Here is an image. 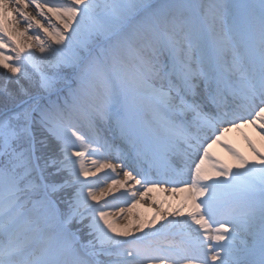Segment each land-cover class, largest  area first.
I'll use <instances>...</instances> for the list:
<instances>
[{
	"label": "snow or ice",
	"instance_id": "obj_1",
	"mask_svg": "<svg viewBox=\"0 0 264 264\" xmlns=\"http://www.w3.org/2000/svg\"><path fill=\"white\" fill-rule=\"evenodd\" d=\"M29 7L34 16L25 11ZM186 7L192 5L0 0V69L8 80L30 79L25 67H31L40 87L57 95L39 110L36 123L60 145L59 157H49L44 168L52 176L67 174L62 182H44L36 145L47 146V140L36 141L31 131L35 109L0 114V264H103L100 256L113 257L109 264H264V0L258 25H250L243 70L235 63L231 70L214 69L201 52L216 43L225 6L207 0L195 5L197 17L186 16ZM13 22L27 27L16 31ZM196 29L200 39L193 45L189 37ZM198 81L207 108L196 100ZM13 82L19 85V79ZM61 83L68 89L62 101ZM146 108L152 119L138 126L131 114ZM102 129L110 131L112 144ZM232 132L244 150L226 138ZM113 146L116 162L102 159ZM86 155L95 157L90 167ZM119 172L122 180L115 178ZM69 187L74 193L61 210L54 197ZM35 192H42L33 204L36 219L22 231L16 227L27 206L22 200ZM137 192L139 199L152 192L176 199L167 208L157 204L161 211L146 219L128 215L118 226L137 207ZM116 200L128 207L110 211ZM85 220L93 239L80 246L70 226ZM257 222L258 258L254 249L238 248L234 235L254 234ZM33 224L43 227L34 230ZM171 228L185 239H160Z\"/></svg>",
	"mask_w": 264,
	"mask_h": 264
},
{
	"label": "bare ground",
	"instance_id": "obj_2",
	"mask_svg": "<svg viewBox=\"0 0 264 264\" xmlns=\"http://www.w3.org/2000/svg\"><path fill=\"white\" fill-rule=\"evenodd\" d=\"M206 2L207 0H150V3L152 4L179 3L185 5H192V7H186L182 10L184 14L188 17H197L199 13V9L195 7V5ZM217 2L225 6L219 10L220 15L216 21V28L218 34L220 35H217L215 44H208L209 46H211L210 48L213 49L211 50L212 54L208 53L209 55H207V51L203 46L201 48V52L203 54L205 61L207 60L221 61L223 59L224 60L223 65L228 66L231 65L230 63L228 64V59H231V57L233 56L232 51L235 53L236 49L237 50L242 49V51L246 52V49H248L247 46L249 44L248 42L247 44H244L242 40L241 43L243 44V46H241L240 43L236 44L238 40L235 38L234 39L231 38L230 34L238 35L242 33L243 30L245 29H249L250 31V25L253 23V21H255L256 24L258 25L259 7L258 6L256 7L253 4L248 3L249 0L248 1L247 0H217ZM25 11L29 15L32 16L35 15V10L31 7L25 9ZM41 23H45V22L41 20ZM53 23H55V21H53ZM13 26L15 27L16 31H23V29L27 27V24L26 23L15 24V22H13ZM33 31L39 32V29H33ZM31 34H32L31 32L26 33L25 36L22 37L21 39L24 42H27V38ZM40 37L43 38V33H40ZM189 39L195 45L196 42L200 39L199 29L194 30L191 36L189 37ZM231 42L235 44L234 46L228 48L227 45H229ZM224 44H226L225 45L226 47H224ZM33 54L37 56L39 55L38 53L35 52ZM220 56H222V58H220ZM206 57H209L210 59L209 58L207 59ZM232 58L235 60L236 56H233ZM49 59H51V57ZM130 118L133 121H135L137 125L139 123L142 124L143 126L144 121H150L152 119V116L150 114V110L146 108L140 114L133 111ZM188 118L190 119V116ZM244 131L248 132V134L251 135L249 130L245 129ZM102 133L104 135V138L108 140L110 144H112L113 141L110 131L107 129H102ZM226 138L232 141L233 143H235L236 146L239 147L241 150H244L243 142L239 139L238 133L236 132L228 133L226 135ZM211 151L214 154L220 156L221 158H225L223 152L219 148L214 147ZM101 158L105 159L108 162L110 161L115 162L113 161L114 159L111 158L110 155L105 154ZM85 166L90 167L91 166L90 162H88L87 164L85 163ZM115 178L122 180L123 179L122 172H119V174L116 175ZM90 179L94 180L96 178H90ZM185 180H188L190 182V175L185 177ZM106 184H107L106 180L101 181L100 187H104L106 186ZM164 186L167 187L168 185H164ZM137 188H140V186L138 185ZM140 190L142 191V188H140ZM128 199L130 200L131 198ZM137 199H139L138 192H137ZM175 199L176 197L169 198L167 193L162 194V193L152 192L146 194V196L143 199H139L138 206L139 208L141 207V209L144 212H148L151 215L153 212L159 213L161 211V209L157 208V204H162L164 208H167ZM138 206H137V211H138ZM138 214L139 212L136 214V216ZM127 217L128 216L125 214L123 219H118L117 221H119V224L117 225L118 226L123 225L127 220ZM177 219H181V218L178 217ZM156 227L159 228L160 225L158 224ZM177 231H178L177 229L171 228L168 230V235L166 237L161 236L160 239L162 240L167 239L169 241H172L175 237H178L179 234H177ZM253 233L254 234H246L243 230H238L236 233H234V235L237 236V240L235 242L237 247L241 249H254L255 252L258 253L259 252L258 249L260 246L258 222L253 227ZM179 237L182 236L179 235Z\"/></svg>",
	"mask_w": 264,
	"mask_h": 264
},
{
	"label": "rangeland",
	"instance_id": "obj_3",
	"mask_svg": "<svg viewBox=\"0 0 264 264\" xmlns=\"http://www.w3.org/2000/svg\"><path fill=\"white\" fill-rule=\"evenodd\" d=\"M248 3H251L256 7L257 6L259 7V0H249ZM45 63L47 62L45 61ZM25 71L28 73L30 79H26L23 76H18L12 78L11 80H8L6 78L9 76V74L6 73L3 69H0V114L22 113L25 109L36 110L33 112V123L31 125V131L36 141H39L41 139L47 140V146L40 145L39 143H37L36 145V149H37L36 155L37 157L40 158L39 159L40 167L44 169L43 171L44 182L59 183L62 182L67 177V174L62 172L59 176H52L51 175L52 169L44 168V164L49 157H59L60 145L51 137H48L47 134L44 132V130L40 127V125L36 123V121L39 120V110L45 108L50 100L56 101L58 97L56 94L46 92L40 87L39 75L31 67L26 66ZM43 71L48 75L53 74V70L50 68H44ZM16 79H19V85L13 82ZM21 88L24 90L23 92H21L20 90ZM58 88L63 90L59 96V100L62 101L64 96L67 95L68 89L67 86L63 83L59 84ZM4 89H6L7 91H2ZM80 132L82 133L81 129ZM24 146H26V142L22 141L21 147L23 148ZM93 158L95 157H93L92 155H86L84 158V163L87 164ZM73 193H74V189L69 187L55 195L54 199L57 201L61 210H63L66 206L64 201L66 199H70ZM28 195L30 197V201L28 198L22 200V204H26L27 206L21 209V211L24 213V215L22 216L24 217V220L21 222L23 223L22 229L25 228L26 230L29 222L34 221L36 219V215L33 212V204L39 201L40 197L42 196V192L30 193ZM112 199H113L112 197H109V200ZM127 207L128 204L123 200H116L114 202V207L110 209V211L114 212L121 208L126 209ZM138 212L139 214L136 216ZM133 214H135L134 219L137 217L146 219L149 216H151L148 212H144L141 209V207L139 208V206H138V211L136 207L135 209L132 210V213H127L126 215L128 216ZM87 224L88 221L85 220L82 224L79 225L73 224L70 226L73 232H77L80 241V246L87 245L88 241L93 239V237L88 234L89 230L87 228ZM117 224H119V221H117ZM32 227L34 229L35 224H33ZM32 234L35 236L38 235V233H36L35 231H33ZM85 251H88V249H85ZM97 259L101 260L103 264H109V261L113 259V257L100 256L97 257Z\"/></svg>",
	"mask_w": 264,
	"mask_h": 264
}]
</instances>
